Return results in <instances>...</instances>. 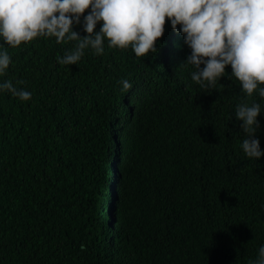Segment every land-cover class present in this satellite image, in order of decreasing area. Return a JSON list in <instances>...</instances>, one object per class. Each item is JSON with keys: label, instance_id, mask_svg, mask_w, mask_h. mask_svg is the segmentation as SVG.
Masks as SVG:
<instances>
[{"label": "trees", "instance_id": "16d2710c", "mask_svg": "<svg viewBox=\"0 0 264 264\" xmlns=\"http://www.w3.org/2000/svg\"><path fill=\"white\" fill-rule=\"evenodd\" d=\"M182 38L166 21L156 56L106 47L78 66L58 63L72 44L55 38L4 46L12 64L0 79L25 81L33 98L0 94V264L255 258L264 158L241 147L239 82L205 90L178 71L190 54Z\"/></svg>", "mask_w": 264, "mask_h": 264}, {"label": "clouds", "instance_id": "9594fccd", "mask_svg": "<svg viewBox=\"0 0 264 264\" xmlns=\"http://www.w3.org/2000/svg\"><path fill=\"white\" fill-rule=\"evenodd\" d=\"M166 21L190 49L178 71L189 69L191 80L205 90L223 86L226 76L239 82L241 101L234 114L241 147L249 159L264 158L258 139V117L264 114V0H0V77L12 64L4 46L17 48L37 38L72 44L57 56L62 66H78L89 51L102 56L106 47H131L138 58L156 56ZM80 26L87 35L75 30ZM24 83L0 79V94L29 102L32 92L21 87ZM121 83L124 90L133 86L127 79ZM113 178L116 188L117 169ZM247 264H264V246Z\"/></svg>", "mask_w": 264, "mask_h": 264}]
</instances>
